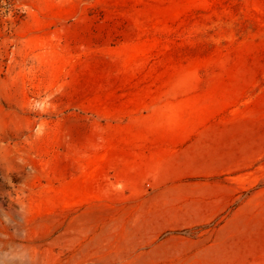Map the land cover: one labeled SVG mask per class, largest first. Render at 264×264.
<instances>
[{"label": "rangeland", "instance_id": "rangeland-1", "mask_svg": "<svg viewBox=\"0 0 264 264\" xmlns=\"http://www.w3.org/2000/svg\"><path fill=\"white\" fill-rule=\"evenodd\" d=\"M0 264H264V0H0Z\"/></svg>", "mask_w": 264, "mask_h": 264}]
</instances>
